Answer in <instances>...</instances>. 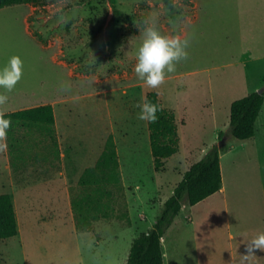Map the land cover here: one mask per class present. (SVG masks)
Here are the masks:
<instances>
[{
  "label": "rangeland",
  "instance_id": "1",
  "mask_svg": "<svg viewBox=\"0 0 264 264\" xmlns=\"http://www.w3.org/2000/svg\"><path fill=\"white\" fill-rule=\"evenodd\" d=\"M173 2V12L162 0H47L0 9V64L13 55L23 61L22 79L7 95L23 97L25 106L54 104L58 139L55 148L38 133L20 130L27 134L28 157L14 172L0 138V195H11L22 231L0 242V264H126L132 242L153 227L190 166L219 143V133L225 135L222 152L240 145L230 134V107L264 91V0ZM145 21L162 34L190 41L187 59L156 88L133 72ZM151 91L175 113L180 138L179 152L160 172L148 122L137 118L136 105ZM263 119L264 107L256 124L259 135ZM109 134L128 185L130 223L100 220L90 232L79 233L70 197ZM236 156H223L226 190L213 199L214 213H205L201 203L183 204L165 235L167 262L232 264L230 170L238 205H254L253 219L262 221L264 153L257 157L250 144L240 168L233 165ZM245 215L242 210L231 218L244 221ZM235 246L239 253L241 245ZM237 259L243 264L241 255Z\"/></svg>",
  "mask_w": 264,
  "mask_h": 264
},
{
  "label": "trees",
  "instance_id": "2",
  "mask_svg": "<svg viewBox=\"0 0 264 264\" xmlns=\"http://www.w3.org/2000/svg\"><path fill=\"white\" fill-rule=\"evenodd\" d=\"M47 0H0V9L17 5H36ZM171 12L173 0H162ZM146 98L157 104L155 122H148L151 153L156 172L164 169L166 161L179 152V133L175 113L162 103L157 92L147 93ZM264 105V91L252 92L234 101L230 107V134L236 140H249L255 136L256 121ZM11 120L6 141L11 166L19 171L18 161H26L27 134L38 133L58 148L56 116L51 104L5 114ZM23 130L24 133H20ZM225 135L219 133V143L206 155L192 164L183 179L164 203L153 227L133 242L126 264H164L162 238L187 202L190 206L204 201L221 189L222 171L220 153L224 150ZM79 190L71 194L70 205L76 231L87 233L100 220H126L130 223L126 189L122 181L120 161L113 134H109L96 163L86 168L77 182ZM19 233L17 214L9 194L0 195V242L16 237Z\"/></svg>",
  "mask_w": 264,
  "mask_h": 264
},
{
  "label": "clouds",
  "instance_id": "3",
  "mask_svg": "<svg viewBox=\"0 0 264 264\" xmlns=\"http://www.w3.org/2000/svg\"><path fill=\"white\" fill-rule=\"evenodd\" d=\"M141 43L135 49L133 72L138 80L150 88L161 85L169 74L176 71V65L188 57L189 39L180 35L162 34L154 23L144 22L141 32ZM23 76V61L13 55L0 64V105L8 100L7 93L12 92ZM127 94L126 91L124 93ZM136 107L139 109L137 118L142 121L155 122L159 110L157 104L143 98ZM11 120L0 112V138L6 136ZM245 242V253L241 255L246 261L255 255L256 250L264 251V231L258 232Z\"/></svg>",
  "mask_w": 264,
  "mask_h": 264
},
{
  "label": "crops",
  "instance_id": "4",
  "mask_svg": "<svg viewBox=\"0 0 264 264\" xmlns=\"http://www.w3.org/2000/svg\"><path fill=\"white\" fill-rule=\"evenodd\" d=\"M26 24H27V27H28V21L26 22ZM22 98H20V99L12 98V95L9 94L7 102L5 104H3V105H0V112H3L4 114H8V113L17 112V111L24 110V109L33 108V107H36V106H39V105H45V104H39V105H36V106H25L24 105L25 103L23 104L24 100H22ZM51 105L54 107V104H51ZM263 107H264V105H263ZM261 112H262V110H261ZM261 112H260V115H261ZM260 115H259V117H258V119L256 121V124H257V122H258V120L260 118ZM55 116H56V113H55ZM56 126H57V116H56ZM261 128L264 131V119H263V122L261 121ZM56 131H57V129H56ZM3 138H4V141H5V149H6V153H7L8 146H7L6 137H3ZM240 142H241L240 145H238V146L235 145L233 147H230V149L228 151L220 153L221 171H222L221 189L216 194H214V195L208 197L207 199H205L204 201L200 202L203 205V211L205 213H207V214L208 213H214L217 210V208H218V206L213 202V199L216 196H218L219 194L220 195H224L225 194L226 180H225V178L223 176V166H222L223 156L225 154H227V152H228V155L230 157L236 156L237 154H239V155L236 156L238 159H237L236 162L233 163V165L235 166V168L237 167V165L240 168V166L242 164V161L240 160V158L244 159L245 161L247 160V157L244 158V156L246 155L247 149H248L250 144H252V147L255 150L257 157L260 158L263 155V153H264V133L259 135L257 130H256L255 136L253 138H251L249 140L240 141ZM101 153H102V151H101ZM7 155H8V153H7ZM7 158H8V156H7ZM98 158H99V156L97 157V159ZM96 161H95V163H96ZM88 167H91V166H88ZM88 167H86V168H88ZM86 168H84L80 172V174L78 176V180H79L80 175L82 174V172ZM232 181L233 180H232V175H231V170H230L229 201H228V205H226V207H227L228 214L230 216L229 217V229H230V240H231V246H230L231 247V251H230V253H231V263L232 264H238V261H242V260H238L237 259L238 255L246 254L245 253L246 244L243 241H248L251 238H253L258 232L264 231V205L261 206V212H262L263 219H262V221L260 223H258L256 221H254V219H253V215L256 213L254 205L245 206V207H243V209H241V206L238 205L237 200H239V195L236 192L233 191V189L231 187ZM125 188H128V185H126ZM205 202H208V203H205ZM182 209H183V206H182ZM182 209H181V211H182ZM242 210H244L245 214H246L245 215L246 219L244 221L235 220V219L231 218V214L233 212L239 213ZM16 214H17V212H16ZM178 217H179V215L175 219H177ZM175 219H174L172 225L170 226V228L168 229V231L171 228H173V226L175 225ZM189 219L190 218H188V220ZM166 234H167V232H166ZM165 235L162 238V249H163V243L165 242ZM235 245H237V246L241 245V250L239 251V253H237ZM163 253H164V264H171L170 261L169 262L166 261V259L168 258L166 256V253L164 251H163ZM243 264H264V251L256 250L255 251V255L254 256H250L246 261L243 258Z\"/></svg>",
  "mask_w": 264,
  "mask_h": 264
},
{
  "label": "bare ground",
  "instance_id": "5",
  "mask_svg": "<svg viewBox=\"0 0 264 264\" xmlns=\"http://www.w3.org/2000/svg\"><path fill=\"white\" fill-rule=\"evenodd\" d=\"M16 212H17V207H16ZM17 218H18V225H19V233H21L22 231H21V224H20V221H19V215H18V213H17Z\"/></svg>",
  "mask_w": 264,
  "mask_h": 264
},
{
  "label": "water",
  "instance_id": "6",
  "mask_svg": "<svg viewBox=\"0 0 264 264\" xmlns=\"http://www.w3.org/2000/svg\"><path fill=\"white\" fill-rule=\"evenodd\" d=\"M261 92H262V91H261ZM261 92H260V93H261Z\"/></svg>",
  "mask_w": 264,
  "mask_h": 264
}]
</instances>
